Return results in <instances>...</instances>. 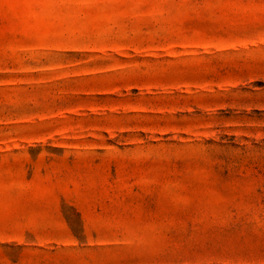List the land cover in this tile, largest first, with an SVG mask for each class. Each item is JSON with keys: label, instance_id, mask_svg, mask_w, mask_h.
<instances>
[{"label": "rangeland", "instance_id": "1", "mask_svg": "<svg viewBox=\"0 0 264 264\" xmlns=\"http://www.w3.org/2000/svg\"><path fill=\"white\" fill-rule=\"evenodd\" d=\"M0 264H264V0H0Z\"/></svg>", "mask_w": 264, "mask_h": 264}]
</instances>
